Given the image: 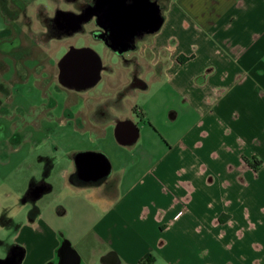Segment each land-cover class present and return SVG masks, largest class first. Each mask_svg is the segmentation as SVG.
<instances>
[{
  "label": "crops",
  "instance_id": "1",
  "mask_svg": "<svg viewBox=\"0 0 264 264\" xmlns=\"http://www.w3.org/2000/svg\"><path fill=\"white\" fill-rule=\"evenodd\" d=\"M152 2L162 23L120 49L126 81L108 91L104 78L117 70L70 44L65 54L97 56V80L94 64L72 59L70 78L89 75L64 84L78 99L61 114L36 108L33 143L14 149L24 150L16 196L39 187L21 199L23 216L1 218L3 248L22 250L20 264H138L148 254L151 264H264V0ZM21 48L0 56V88L7 98L33 91L37 107L57 74L28 70L36 61Z\"/></svg>",
  "mask_w": 264,
  "mask_h": 264
},
{
  "label": "flooded vegetation",
  "instance_id": "2",
  "mask_svg": "<svg viewBox=\"0 0 264 264\" xmlns=\"http://www.w3.org/2000/svg\"><path fill=\"white\" fill-rule=\"evenodd\" d=\"M123 1L124 3L121 6L129 11L128 21L108 25L106 24L108 19L104 16L103 12L105 7L101 0H66L67 6L65 7H56L54 1L52 3L48 1L47 7L44 6V10H41L40 6L42 0H28V2L22 0H18V2H13V0H0V56H4L9 50L16 49L21 45V49L25 52L27 60L32 59L34 62L36 61L30 67L28 66V70L31 72L41 71L42 73V71L46 72L48 68L47 71L52 72L51 67H53V71H56L57 62L55 60V51L53 50L54 42L57 38L71 37L80 32L85 33L86 25L90 24V26H93V29L90 30L91 36L93 38L100 37L105 39L107 44L119 50L117 55L123 57V52H120V49L126 47L130 42L136 10L134 0ZM152 1L160 3L161 0H147L146 4ZM119 9L121 8L119 7ZM91 12L93 14L90 16ZM16 16L17 21L14 19ZM97 25L104 27L105 31L102 32ZM116 29L123 32L122 35L124 37L117 39L124 41L123 43H115L111 37V30L114 31ZM5 46L7 48L9 47L7 51L3 50ZM42 49L46 50V57L42 60H35ZM85 57L79 60L80 66L83 65L85 69H90L92 64H94V58L89 55ZM124 61L128 63V59H124ZM74 63V60L70 61L67 69L68 72ZM59 64L60 61L58 62V68L60 67ZM6 66L7 63L5 61H0L1 71L5 70ZM88 78V74L84 77L82 76V79L77 80L69 77L67 81L65 80V84L77 87L82 85ZM131 84L140 86L142 82L135 78ZM99 112L101 114L104 113L101 110ZM38 188V185L30 188L29 192L25 194V197L34 195L33 193Z\"/></svg>",
  "mask_w": 264,
  "mask_h": 264
},
{
  "label": "rangeland",
  "instance_id": "3",
  "mask_svg": "<svg viewBox=\"0 0 264 264\" xmlns=\"http://www.w3.org/2000/svg\"><path fill=\"white\" fill-rule=\"evenodd\" d=\"M28 2V0H22ZM48 1H54L56 7H65L66 0H42L41 10H44V6L47 7ZM168 0H161L160 2H167ZM13 2H18V0H13ZM12 2V3H13ZM46 2V3H45ZM75 5V4H74ZM92 27V28H91ZM91 29L93 26L90 24L86 25L85 33L78 37H62L57 38L54 44L53 50L55 51L56 56V85L54 81L46 84V91L44 96L39 93L37 94L36 101L34 102L37 107L30 105L28 103L27 98L32 97V92L30 90L25 89L20 91H10V97L7 98L6 90H3L5 87V82L1 79L0 75V87L2 86V90L0 88V259L4 258L7 255V252L4 250V246L10 238L8 235L3 234V228H1V218L6 214L11 216L13 213H17V218L23 216V206H28L29 203H22L21 199H26L23 196L17 197L15 194L16 184L23 181L24 173L22 170H17L16 166L21 158V155L24 154V150L17 154V151L14 150L16 147H20L22 149V138L25 137V148L27 149L31 143H33L34 139H30L32 136L33 128L36 126L37 121H39V117L35 109L40 106H44L43 108L50 113L61 114L63 108L61 107L68 99H78L77 95L69 94L67 90H65V86L62 83L61 78L59 77V68L58 62L60 58L65 54V50L72 44L75 47H88L93 49L99 56L102 61L109 63L112 68L117 70L119 76L104 78L105 85L108 86V91L114 86V84L124 83L126 81V64L124 59H128L129 57H121L115 54L112 50H110L105 44L97 39H94L91 36ZM1 61V58H0ZM48 69V68H47ZM53 71V67H51ZM1 71V68H0ZM151 75L147 76L149 80ZM155 84V82H153ZM115 84V85H116ZM121 85V84H120ZM7 88V87H5ZM26 88V87H22ZM107 91V90H105ZM107 91V92H108ZM36 95V94H35ZM142 93L140 94V96ZM139 96V100L141 97ZM42 97V98H40ZM161 93L157 92L155 96L151 99L153 102H159L161 99ZM52 99L57 102V108H51L49 106V100ZM27 100V101H26ZM33 103V104H34ZM154 129V128H153ZM11 168V170H10ZM12 172V173H11ZM11 173V176L7 175ZM15 184V187H9L7 181ZM161 264V263H158Z\"/></svg>",
  "mask_w": 264,
  "mask_h": 264
},
{
  "label": "water",
  "instance_id": "4",
  "mask_svg": "<svg viewBox=\"0 0 264 264\" xmlns=\"http://www.w3.org/2000/svg\"><path fill=\"white\" fill-rule=\"evenodd\" d=\"M103 2L104 7V16L108 19L106 24L111 25L112 24H119V23H124V21H128V10H125L121 6V4L124 3L123 0H101ZM136 4V10H135V20H134V25L132 27V33L131 36H134L135 34H141V33H153L157 31L162 23V17L160 14V8L157 4L154 2H149V4H146L147 0H134ZM147 5V6H146ZM118 7V8H115ZM119 7L121 9H119ZM124 9V10H123ZM108 13V14H107ZM93 14V12L90 13ZM113 15V16H112ZM111 37L114 39L115 43L118 42H124V41H119L117 39L123 38L124 36L122 35L121 30H111ZM116 37V38H114ZM92 56L94 58V67H93V76L91 79V82H95L98 77L99 73V61L97 56L89 49H70L61 59H60V67H59V77L62 80V83L65 84V80L67 81L68 78L70 77L68 75V66L69 63L72 59L75 60H80L82 57L85 56ZM81 78V72L78 75V79ZM136 131V130H135ZM116 135L119 139L121 136L120 140L125 139L127 136L122 134V130L118 127L116 129ZM135 138H131L132 140ZM129 140V139H128ZM126 140V141H128ZM66 252H73L74 250L68 246L67 243H63L61 246L60 251ZM23 258V252L20 250L18 247L13 248L10 252L7 253V255L4 258L0 259V264H20L21 260ZM78 258L76 256L75 258V264H77Z\"/></svg>",
  "mask_w": 264,
  "mask_h": 264
},
{
  "label": "trees",
  "instance_id": "5",
  "mask_svg": "<svg viewBox=\"0 0 264 264\" xmlns=\"http://www.w3.org/2000/svg\"><path fill=\"white\" fill-rule=\"evenodd\" d=\"M28 192H29V190H28ZM152 260H153L152 256L150 254H148V255L144 256V258L142 260H140L138 262V264H151Z\"/></svg>",
  "mask_w": 264,
  "mask_h": 264
}]
</instances>
